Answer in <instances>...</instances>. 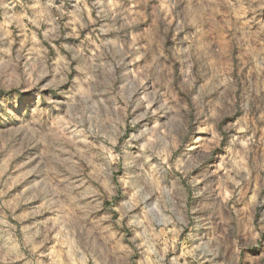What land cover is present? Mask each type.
<instances>
[{"label":"rangeland","instance_id":"374dc122","mask_svg":"<svg viewBox=\"0 0 264 264\" xmlns=\"http://www.w3.org/2000/svg\"><path fill=\"white\" fill-rule=\"evenodd\" d=\"M0 264H264V0H0Z\"/></svg>","mask_w":264,"mask_h":264}]
</instances>
